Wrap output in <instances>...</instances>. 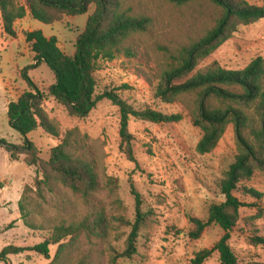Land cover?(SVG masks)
<instances>
[{
  "label": "rangeland",
  "instance_id": "obj_1",
  "mask_svg": "<svg viewBox=\"0 0 264 264\" xmlns=\"http://www.w3.org/2000/svg\"><path fill=\"white\" fill-rule=\"evenodd\" d=\"M244 1L250 6L264 5V0ZM16 2L25 5V0ZM121 2L122 10L129 15L148 16L151 26L147 32L130 37L128 46L134 50L133 57L118 56L98 63L94 73L97 93L113 91L136 110L148 107L167 115L181 114L182 120L167 127L131 119L128 130L133 136L134 162L120 149L119 110L107 101L99 103L87 118L78 119L70 117L64 107L47 97L42 107L59 137L49 136L42 129L21 136L8 121L7 107L30 91L21 79V72L35 64L34 55L25 43V34L41 31L46 38L55 37L61 51L72 57L76 39L84 31L94 6H90L85 15L64 17L50 26L28 16L15 23L16 39L4 33L0 18V140L23 146L27 139L45 162L50 150L70 134L69 152L88 162L101 182L100 190L88 203L56 182L51 189L45 188L40 198L35 194L34 180L36 177L44 179L42 169L28 167L24 156L12 161L0 146V252L10 245L32 248L47 239L54 227L77 223L90 213L103 212L108 217L120 216L132 222L135 202L131 186L141 196L144 211L150 210L152 217L137 241V254L117 264H192L195 253L212 249L222 236L220 229L211 226L200 240H189V218L206 220L209 207L224 201L217 184L236 155L233 128L227 127L212 153L201 156L195 152V147L202 132L193 126L186 107L194 96L182 97L173 104L154 97L159 76L170 62L167 51L204 35L214 25L219 10L208 0H194L181 6L166 0ZM257 57L264 59V18L239 27L228 41L177 83H183L213 63L236 71L244 69ZM28 76L45 95L55 82L52 71L44 63L29 70ZM27 186L33 190L24 202L28 225L19 210ZM243 187L256 190L262 198L256 200L236 194L244 207L231 233L229 246L238 264H264V246L251 242L255 237L264 238V172L256 171L249 181L241 184ZM128 232V227L116 228L101 240L82 234L54 264H79L82 260H86V264H110V248L123 250ZM69 242L66 240L65 244ZM57 253L58 246H50L48 259L34 252H24L0 264H51ZM204 264H221L217 252Z\"/></svg>",
  "mask_w": 264,
  "mask_h": 264
},
{
  "label": "trees",
  "instance_id": "obj_2",
  "mask_svg": "<svg viewBox=\"0 0 264 264\" xmlns=\"http://www.w3.org/2000/svg\"><path fill=\"white\" fill-rule=\"evenodd\" d=\"M166 1L181 6L194 0ZM208 1L219 10L218 18L201 37L179 45L173 51H167L170 62L159 76L154 97L165 104H173L182 97L194 96L186 107L193 126L202 132L195 147V152L201 156L212 153L227 127L232 126L236 155L217 184L224 201L209 207L206 220L189 218L191 229L188 238L198 241L207 228L217 227L222 232L220 240L212 249H202L195 253L192 264H204L214 252H217L221 264H238L229 246L231 233L244 207L236 194L241 193L256 200L262 198L259 192L252 188H241V184L249 181L256 171L264 172V59L257 57L244 69L236 71L223 69L213 63L183 83L177 82L192 73L200 61L212 55L239 27L262 20L264 5L250 6L244 0ZM90 6H94V11L88 16L84 31L76 39L72 57L61 51L55 37L46 38L41 31L25 34V43L34 55L35 64L21 72V79L30 91L8 104L7 118L23 137L42 129L47 135L57 138L58 130L42 107L47 97L64 107L70 117L78 119L87 118L99 103L107 101L119 110L120 149L130 162H134L133 136L128 130L131 119L168 127L178 124L182 115H167L148 107L136 110L113 91L99 94L94 73L100 61H112L118 56L133 57L134 50L128 46V41L132 35L147 32L151 19L146 15H129L122 10L121 0H25V5L18 4L16 0H0L2 29L7 36L16 39L14 25L27 15L50 26L61 22L64 17L85 15ZM41 63L52 71L55 80L48 88L47 95L40 92L28 76L29 70L37 68ZM68 135L61 144L50 150L45 162L39 158L35 145L27 139L23 146L0 140V146L12 161L24 156V163L28 167L39 166L42 169L44 179L36 177L34 180L35 194L40 198L43 197L44 189H51L52 183L56 182L88 203L101 188L100 178L88 162L69 152L71 144ZM32 192L27 186L19 202V210L26 225L28 215L24 202L26 195ZM131 195L135 202L132 222L120 216L108 217L103 212L90 213L77 223L54 227L47 239L32 248L12 245L3 248L0 262L6 263L10 256L24 252H34L48 259L49 247L58 246L57 256L51 263L54 264L82 234L101 240L111 230L121 227L129 228L125 234L123 250L110 248L112 255L109 262L117 264L119 260H131L137 254V241L152 217L150 210L144 211L142 208L141 196L133 186ZM66 240L70 242L65 244ZM251 242L253 245L264 246V238L255 237ZM79 264H86V260Z\"/></svg>",
  "mask_w": 264,
  "mask_h": 264
},
{
  "label": "crops",
  "instance_id": "obj_3",
  "mask_svg": "<svg viewBox=\"0 0 264 264\" xmlns=\"http://www.w3.org/2000/svg\"><path fill=\"white\" fill-rule=\"evenodd\" d=\"M29 15H27L23 20H21V21H24V20H26L27 19V17H28ZM21 21H18V22H21ZM34 57V56H33Z\"/></svg>",
  "mask_w": 264,
  "mask_h": 264
}]
</instances>
